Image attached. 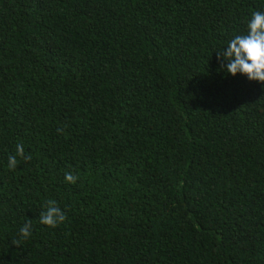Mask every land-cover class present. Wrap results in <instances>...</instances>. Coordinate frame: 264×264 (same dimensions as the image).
Listing matches in <instances>:
<instances>
[{
    "label": "trees",
    "instance_id": "16d2710c",
    "mask_svg": "<svg viewBox=\"0 0 264 264\" xmlns=\"http://www.w3.org/2000/svg\"><path fill=\"white\" fill-rule=\"evenodd\" d=\"M254 11L0 0V264H264V84L216 54Z\"/></svg>",
    "mask_w": 264,
    "mask_h": 264
},
{
    "label": "clouds",
    "instance_id": "9594fccd",
    "mask_svg": "<svg viewBox=\"0 0 264 264\" xmlns=\"http://www.w3.org/2000/svg\"><path fill=\"white\" fill-rule=\"evenodd\" d=\"M216 54L222 61L220 70L228 76L235 78L243 75L251 82L264 84V11H254L247 20L246 32L234 35ZM16 154L24 157L22 144L16 145ZM16 166V155H10L7 167L14 170ZM77 179L75 175L65 173L66 183L75 184ZM66 219V212L58 206L57 201L48 200L39 222L54 228ZM31 234V225L19 230L21 240L29 238Z\"/></svg>",
    "mask_w": 264,
    "mask_h": 264
}]
</instances>
